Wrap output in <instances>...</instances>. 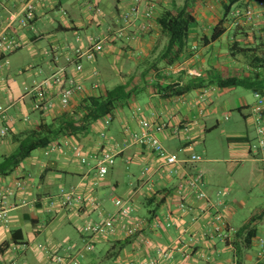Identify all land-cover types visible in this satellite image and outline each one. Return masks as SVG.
I'll use <instances>...</instances> for the list:
<instances>
[{
	"label": "crops",
	"instance_id": "0c3cea01",
	"mask_svg": "<svg viewBox=\"0 0 264 264\" xmlns=\"http://www.w3.org/2000/svg\"><path fill=\"white\" fill-rule=\"evenodd\" d=\"M25 1L0 0V26L3 27L10 15L14 16L15 20L7 32L21 44L27 46L32 56H38L37 59L42 61V66L31 68L35 72L31 79L32 85L62 67L67 75L74 76L85 87H89L96 80L90 74L91 69H96L101 88L124 85L128 91L133 90L131 96L118 105L115 118L106 127L105 139L100 137L99 126L94 124L80 142L71 139L70 141L76 142L84 151L108 149L116 155L115 163L118 158L124 164L135 163L143 169L144 167L148 168L146 175L142 176L146 177L138 179L136 184L132 185V191L127 199L132 203L134 209L130 219L144 218L147 220L143 233L155 244L173 248L172 258L166 261L159 259L158 264H236L232 246L225 245L219 236L211 240L203 237L205 228L211 225V211L199 215L200 218L195 224H189L191 217L199 213L198 209L204 202L196 200L193 196L187 197V204L191 210L181 213L177 208L176 199H170L178 182L179 174H166L157 157L148 149L132 144L126 133L127 131H139V118H145L152 123L170 122L169 128L158 134L159 140L170 153H174L178 158L189 157L187 150H191L202 132L207 130L205 119L210 117L213 110L218 107L228 108V103L225 102L222 105V98L226 95L225 90L232 89L215 88L209 93L206 102L202 105L203 113H200L198 105H195V99L202 89L197 87L187 90L186 88L188 82L194 79L191 72L205 77L214 74L215 69L224 65L228 67L230 74H246L242 59L229 54L228 40L225 45H221L219 48L214 47L215 43H210L202 48H199L196 43H192L190 46L192 52L182 53L172 64H169L174 67L179 66L180 70L177 72L166 75L168 65L161 63L159 65L160 75L154 71H148L143 75L142 71L147 68L146 62L153 60L158 55L164 41H160L159 30L154 21L155 17L150 20L141 17L140 20L133 18L123 37L107 41L95 54L92 61H83V72L77 73L73 64H67L65 61L69 50L77 46H86L89 36L113 33L120 27L118 25L122 23V15L134 5V0H43L36 4L35 17L30 24L21 25L19 15ZM175 1L178 4L177 0ZM245 3L252 5L258 15L251 19L244 18L245 22H241L243 27L240 28L239 25V29L229 24L227 36L231 34L229 40L255 47L259 38L264 39V7L261 0H245ZM171 5L172 0H158L154 15H158L163 8ZM239 8L244 7L240 6ZM96 9L100 10L99 14ZM219 9L218 4L214 2L206 7L204 5L196 7V17L201 22L197 32L210 34L220 17ZM61 11H65L66 15H62ZM139 13H143L142 5H139ZM143 24L146 25L145 31L141 29ZM27 28L33 30L32 36L25 34L24 29ZM77 35L82 39L79 45L75 42ZM194 47L195 49H193ZM131 63L134 64V67L130 66ZM113 77L117 78L115 82L112 80ZM20 86L21 83L14 78H5L0 74V104L5 107V116H7L4 119L0 118V130L4 126L9 128L7 135L0 136V158L15 148L16 143L13 140L15 135L32 129L41 120H51L69 111L82 97L81 95L77 96L67 110L63 111L55 102L49 112L41 113L36 109L35 99L30 95L22 94ZM170 87H174L177 94H173L169 90ZM178 91H180L179 94ZM254 94L255 91H253V98L250 101L245 97H238L235 101L240 119H234L233 125L239 127L240 122H245L252 128V134L232 127L235 132L230 133L228 139L236 141L238 146L232 148L227 161L235 163L260 162L263 165L264 174V163L249 149L256 138L252 115L255 102ZM141 98L146 101L144 105L139 103L138 99ZM138 106L141 108V112L133 115L132 112ZM244 108H246L245 112H243ZM34 115H36L35 118ZM259 118L264 128V111L259 115ZM225 119H229V116H226ZM180 122L188 125L187 135L181 131L175 133V127ZM42 156L30 157L11 175L0 177V190L10 187L13 191V194L8 197L10 206L8 228L3 227L0 222V245L4 243L11 245L14 243V238L18 239L19 243L26 245L25 249L18 253H13L11 248H7L3 253L0 251V264H11L12 261H16L17 264H44L46 257L43 247L59 250L68 242L79 247L82 244L81 227L84 223L98 219L99 212L104 215L115 213L113 199L118 197L109 198L107 186L104 184L114 166L109 169L105 177L99 179L93 165L81 164L67 148L50 155L42 153ZM201 158V162L187 164L179 172L182 173V170H185L187 174L197 171L203 173L202 189L211 202L215 204H218V201L223 202L224 207L218 206L225 212L227 227L235 231L247 221L241 226H236L234 222L236 210L230 204L232 191L229 187L221 184L224 180L222 173L210 165L219 160L203 159L202 156ZM17 180L22 182L19 188L14 186ZM117 185L118 183L115 182L114 186ZM70 186H75L83 195L94 198L97 209L83 205L73 210L61 208L49 210L48 200L53 198L61 187ZM150 187L154 189V192H150ZM219 190L224 191V194L218 195ZM157 191L169 193L166 195L164 203L154 213H149L148 211L152 210L153 206L146 204L145 198L151 197ZM262 210L264 209L256 210L252 216L262 213ZM165 217L174 220L173 228L167 229L160 226ZM155 219L159 220L158 227H154L152 224ZM255 224L257 237L252 246L256 247L257 251L254 253L244 251L239 264L264 262V246L260 244L264 240V217ZM187 226L195 242L190 254L189 252L182 254L176 250V243L182 233V227L187 228ZM72 230L76 231L77 235H74ZM125 240L122 233L119 232L106 239H99L96 246L106 245L103 256L114 259L111 254L117 252V245ZM96 246L94 252L86 253L81 257V264H100L101 257H97L99 250L96 249ZM155 256L153 249L137 248L131 242L119 250L113 263L122 261L129 264L132 261Z\"/></svg>",
	"mask_w": 264,
	"mask_h": 264
},
{
	"label": "built area",
	"instance_id": "2783aa9c",
	"mask_svg": "<svg viewBox=\"0 0 264 264\" xmlns=\"http://www.w3.org/2000/svg\"><path fill=\"white\" fill-rule=\"evenodd\" d=\"M8 1V0H5ZM43 0H26L22 6L19 15V22L21 25H27L35 17L36 4ZM158 0H134L129 10L122 15L123 26L116 29L113 33H106L105 35L89 36L87 37L86 46H77L69 50V55L65 58L67 64H73L77 73H82L84 66L83 61H92L95 58V54L98 53L107 41L115 38H121L125 34L126 28L130 25L133 18L140 20L142 17L145 20H150L154 17V13L157 9ZM139 5L143 6V13H139ZM62 15H66L65 11H61ZM99 14L100 10L96 9ZM258 15L251 5H247L243 10L235 9L233 18L234 24L241 23L243 18L251 19L253 16ZM15 17L10 15L6 22L0 26V52L12 53L21 47V43L13 38L7 31L12 26ZM146 25H142V30H146ZM81 37L76 36L75 42L81 44ZM71 51V52H70ZM180 70L179 66L170 65L166 69V74L175 73ZM90 74L96 79L89 87H85L74 76L67 75L65 69L59 67L56 72L49 75L42 81L34 83L31 87H25V95L32 96L36 101V109L41 113L49 112L54 103L57 102L59 108L63 111L67 110L76 99L77 96H90L101 88L98 82V72L96 69H91ZM192 76H200L198 73L191 72ZM211 89H203L195 99V105H198V110L203 113L202 105L206 102L207 97ZM255 102L252 108V115L254 118V126L256 131V138L250 145V152L256 154V156L264 163V128L261 125L259 115L264 111V96L259 92L254 94ZM6 109L0 104V118H7L5 116ZM141 108L135 107L132 112L133 115L139 114ZM111 119L105 117L97 122L99 126L100 135L105 138L104 130L110 124ZM139 131H127V137L129 141L141 147H144L151 151L159 160L161 168L166 174L171 175L179 174L178 182L170 199H176L177 208L181 213H187L191 210V207L187 204V197L193 196L196 200L203 201L204 204L199 207V213L191 217V223L195 224L200 218L199 215L212 212L211 225L205 228L203 237L211 240L216 236H219L222 240L229 237L232 229H229L226 224V217L224 210L220 209L218 205L223 206L222 201H218L215 204L210 201L207 194L202 189L203 185V173L197 171L193 174H187L185 170L182 173L181 169L187 166V164H195L202 161L199 154H192L189 157L183 159L178 158L174 153H170L161 143L158 138V134L166 131L170 122L152 123L145 118L138 119ZM175 127V133L178 131L187 135L189 127L186 123L180 122ZM9 131L8 126H4L0 130V136L4 137ZM65 148L71 150L73 156L84 165H93L96 176L100 179L107 175L109 169L115 164L116 155L108 149H99L93 151H84L80 148L76 142L70 141L67 138L61 139L59 142H53L43 150L44 155H50L56 151L64 150ZM148 168H144L142 176L146 175ZM22 182L20 180L15 181L14 186L19 188ZM150 192H154L152 187L149 188ZM13 191L8 188L0 190V222L3 227L9 226V203L8 197L11 196ZM218 195H223L224 192L219 190ZM24 205L25 202L23 201ZM83 205H88L91 208L97 209V204L94 198L85 196L80 193L75 186L61 187L57 194L48 200V209L54 210L56 208L61 209H76ZM113 205L115 207V213L104 215L99 212V217L95 221H88L81 227L82 244L80 247H75L72 243L62 246L59 250L43 247V252L46 257L44 264H81V257L86 253L94 252L96 242L99 239H106L109 236H114L117 233H122L124 238H133L132 243L137 248L153 249L155 257L149 259H141L140 261H132L129 264H158L159 259L170 260L173 255V248L163 247L155 244L150 238H148L143 230L147 225V220L144 218L130 219V215L133 212V205L129 199L114 198ZM224 207V206H223ZM154 227L159 226V220L152 221ZM175 222L170 217H165L160 226H164L167 229L173 228ZM182 233L177 239L176 250L182 254L186 252L191 253L195 239L191 234L188 226L182 227ZM189 232V233H188ZM187 237L188 239H185ZM261 245L264 246V240L261 241ZM188 255V254H187ZM260 255V254H259ZM14 264V263H13ZM116 264H125L122 261H117Z\"/></svg>",
	"mask_w": 264,
	"mask_h": 264
},
{
	"label": "trees",
	"instance_id": "16d2710c",
	"mask_svg": "<svg viewBox=\"0 0 264 264\" xmlns=\"http://www.w3.org/2000/svg\"><path fill=\"white\" fill-rule=\"evenodd\" d=\"M213 2L217 3L220 8L218 21L214 24L209 35L205 32H197L199 28L197 27L198 29H195L193 26H199L201 22L197 20L196 7L198 5H204L206 7ZM261 2L264 7V0H261ZM246 5L245 0H183L181 4H177L175 0H172L170 7H165L158 15H154V21L159 30L160 41H164V43L158 55L153 60L146 62L147 68L142 71V74L144 75L148 71H154L157 75H160L161 68L159 65L162 63L170 66L169 64H172L182 53L192 52L190 49L192 43H196L199 48L206 47L210 43H216L223 35H227L228 25L234 24L233 14L235 9L240 6L245 7ZM241 22H245L244 18ZM239 25L241 26L240 28L243 27L241 23L233 26L234 28H238ZM118 26H120L118 28H121L123 24ZM228 35L226 41L228 40L227 42L229 44V54L242 59V63L245 64L246 74H230L228 67L222 65V67L215 69L212 75L205 77H202L201 74L200 76H192L194 79L188 82L187 90L197 87L202 90L207 88L226 89L240 87L264 95V39L259 38L256 46L250 47L239 41L229 40L231 34ZM8 54L10 53L0 52V62L5 60ZM170 88L169 90L173 94H177L174 87ZM132 92L133 90L128 91L124 85L102 88L90 96H82L69 111L51 120H41L32 129L18 133L13 137L16 143L13 151L1 156L0 177L11 175L37 149H42L43 151L51 143L59 142L63 138L80 142L94 124L96 125L97 122L105 117H109L111 120L114 119L118 105L125 102L131 96ZM179 93L180 91H178ZM104 133L106 136V128ZM168 193L166 191H157L151 197L145 198L146 204L153 206L152 210L148 212L154 213L164 203ZM263 217L264 212L252 216L240 228L235 231L232 230L229 233L230 236L223 240L225 245L232 246L236 264L240 263L243 252L253 247V241L257 237L255 223ZM125 239L124 242L117 245L118 250L111 254L112 258L116 259L119 250L134 240L133 238ZM18 241V239L14 238V243L11 245L9 243L1 244V253L7 250V248H11L13 253L24 250L26 245ZM13 263L17 264L16 261L11 262V264ZM257 264H264V262H258Z\"/></svg>",
	"mask_w": 264,
	"mask_h": 264
},
{
	"label": "rangeland",
	"instance_id": "374dc122",
	"mask_svg": "<svg viewBox=\"0 0 264 264\" xmlns=\"http://www.w3.org/2000/svg\"><path fill=\"white\" fill-rule=\"evenodd\" d=\"M177 2L178 4H181L183 1L181 2L180 0H177ZM193 27L196 29L198 26L195 25ZM24 32L26 35H33V30L29 28L24 29ZM227 37L228 36L226 34L223 35L219 42L214 44V47L219 48L221 45H225ZM30 53L31 52L28 47L21 44L20 49L16 50V52L14 51V53L12 52L8 54L6 59L0 62V74L5 78H14L17 82L21 83L20 87L22 88V94H25V90L23 89L25 86H32L31 79L35 72L34 69L31 68H38L39 66H42V61L37 59L38 56H32ZM130 66L134 67V64L131 63ZM24 69L25 71H23ZM112 80L115 82L117 78L113 77ZM225 91L226 95L222 98V105L226 102L228 103V108L218 107L213 110L210 117L205 119L207 130L202 132V135L197 140V143L194 144L192 149L187 150V156L199 154L203 157V159L213 158L219 160L218 162L210 165L217 168L222 173L224 180L221 184L231 189L232 197L230 204L236 210L234 222L236 226H241L245 221H248L251 218L252 214L256 210L264 209L263 165L260 162L235 163L227 161L230 156V152H232V148L238 146L236 141H230L228 139L230 137V133L235 132L232 128L235 127L232 121L234 119H240L238 107L235 101L238 97H245L248 101L252 100L253 90L234 87L231 90L229 89ZM242 93L245 95H241ZM138 100L141 105H144L146 102L144 98ZM245 109L246 108L243 109V112H245ZM226 116H229V119L226 120ZM35 117L36 115H34V118ZM240 123L241 125L235 128L251 135L252 128L245 122ZM115 124L117 123L115 122ZM42 153V149H37L32 152L31 157H43ZM24 162H22V164H25ZM143 170V167L138 164H124L117 158L114 167L110 170L107 176V181L104 183L107 186L106 190L109 198L118 197L121 199H127L132 191V185H135L138 179L146 177H142ZM115 182L118 183L117 186H114ZM261 212L263 213L264 210ZM190 223L191 221H189V224ZM72 232L74 235H77L76 231L72 230ZM185 239L188 238L185 237ZM69 243L70 242L65 245ZM105 246H96V249L99 250V256L97 255V257H101L100 264H114V259L105 258V256H103ZM256 251L257 249L254 246L248 250L249 253H254Z\"/></svg>",
	"mask_w": 264,
	"mask_h": 264
},
{
	"label": "clouds",
	"instance_id": "9594fccd",
	"mask_svg": "<svg viewBox=\"0 0 264 264\" xmlns=\"http://www.w3.org/2000/svg\"><path fill=\"white\" fill-rule=\"evenodd\" d=\"M247 5H249V4H247ZM247 5H246V6H247ZM246 6H245V7H246ZM251 6H252V5H251ZM245 7H244V8H245ZM244 8H236V9H241V10H243Z\"/></svg>",
	"mask_w": 264,
	"mask_h": 264
}]
</instances>
